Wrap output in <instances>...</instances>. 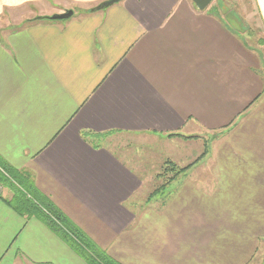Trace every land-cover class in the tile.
I'll list each match as a JSON object with an SVG mask.
<instances>
[{"label":"crops","instance_id":"obj_1","mask_svg":"<svg viewBox=\"0 0 264 264\" xmlns=\"http://www.w3.org/2000/svg\"><path fill=\"white\" fill-rule=\"evenodd\" d=\"M109 1L0 0V18L39 10L0 29V161L118 264H250L264 242V74L252 32L191 0ZM253 2L264 28V0ZM68 10L63 22L37 19ZM82 132L152 138L155 158L214 186L139 211L133 158ZM12 196L0 186V264H87Z\"/></svg>","mask_w":264,"mask_h":264},{"label":"rangeland","instance_id":"obj_2","mask_svg":"<svg viewBox=\"0 0 264 264\" xmlns=\"http://www.w3.org/2000/svg\"><path fill=\"white\" fill-rule=\"evenodd\" d=\"M206 9H210L212 12L219 14L229 15L232 17V20L235 19L240 31L245 30L246 34H250V31L252 32L254 38L251 40H254L255 46L260 49V56L263 60V69L260 72L264 74V28L260 25L253 0H213ZM38 14L39 10L35 7H21L5 11V16L0 18V29L7 30L23 26L28 24L27 22H30L28 19L31 20ZM9 16L10 18L8 20ZM258 39L260 40V44L256 43ZM96 140L99 144L112 149L116 154L125 155L128 159L132 157L135 161L138 166L136 169L142 173L141 177L144 178L142 187L133 196V201L136 200L140 206L139 211L143 208L145 209L146 205H155L157 202L164 200L168 196V193H184L188 190L189 186L191 189L193 185L199 186L203 190L202 193H210L211 186H214V182L207 181L206 177L201 173L191 176L192 179L197 180L196 182L185 181L184 177H179L162 192L163 194L147 202L148 196L164 182V179L157 178V175L162 173L164 162L172 161L170 159L163 160L155 158L154 155L156 152L151 146L155 141L146 136L106 134ZM204 147L205 149L208 148L207 145ZM172 163L175 164L174 162ZM175 166L181 168L176 164ZM167 177H170V175ZM0 186L8 187L3 184H0ZM220 186L221 192L226 190L225 183L223 186L220 183ZM239 187L242 188L241 190H244L242 193H254V190L248 187L246 183H242ZM246 187L250 191H246ZM262 244L250 264H264V242Z\"/></svg>","mask_w":264,"mask_h":264},{"label":"trees","instance_id":"obj_3","mask_svg":"<svg viewBox=\"0 0 264 264\" xmlns=\"http://www.w3.org/2000/svg\"><path fill=\"white\" fill-rule=\"evenodd\" d=\"M81 136L97 147L99 145L96 139L103 135L82 132ZM168 137L191 139V137L177 134H171ZM186 170L187 167L177 168L172 162L165 161L162 173L157 175V178L164 179V182L148 196L147 202L163 194L162 192ZM169 175L170 177H167ZM0 184L7 185L13 192L12 199L5 201L9 206L20 215L34 217L44 223L87 264H118L73 227L47 198L37 193L29 175L13 170L0 161Z\"/></svg>","mask_w":264,"mask_h":264},{"label":"water","instance_id":"obj_4","mask_svg":"<svg viewBox=\"0 0 264 264\" xmlns=\"http://www.w3.org/2000/svg\"><path fill=\"white\" fill-rule=\"evenodd\" d=\"M120 0H110L108 2V4H114V3H117L119 2ZM195 7L202 11V10H205L209 5L210 3L213 1V0H191ZM73 15V11L71 10H68V11H65L61 14H55V15H51V16H46V17H37L38 20H44V21H52V22H55V21H66L68 20L69 18H71Z\"/></svg>","mask_w":264,"mask_h":264}]
</instances>
